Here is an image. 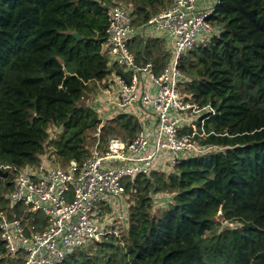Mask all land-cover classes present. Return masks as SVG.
<instances>
[{
	"label": "trees",
	"instance_id": "trees-1",
	"mask_svg": "<svg viewBox=\"0 0 264 264\" xmlns=\"http://www.w3.org/2000/svg\"><path fill=\"white\" fill-rule=\"evenodd\" d=\"M119 1L141 22L171 3L0 0V166H35L48 145L62 163L81 161L98 126L103 143L133 139L140 130L139 120L123 113L101 123L94 102L84 103L108 74L105 10ZM208 21L218 32L189 50L180 68L185 100L216 112L205 124L213 133L200 144L223 150L182 160L169 173L124 179L126 228L60 264H264V0H220ZM142 44L130 48L139 55ZM145 49L159 68L162 42ZM51 127L60 130L54 140ZM11 189L12 177L0 178V211L13 217L23 208L8 210ZM166 195L167 206L154 209ZM216 218L237 227L220 229ZM18 262L4 257L0 239V264Z\"/></svg>",
	"mask_w": 264,
	"mask_h": 264
},
{
	"label": "built area",
	"instance_id": "built-area-1",
	"mask_svg": "<svg viewBox=\"0 0 264 264\" xmlns=\"http://www.w3.org/2000/svg\"><path fill=\"white\" fill-rule=\"evenodd\" d=\"M219 3L171 0L145 22L121 1L105 10L101 52L108 74L98 82L93 110L101 123L116 112L138 119L141 128L133 139L114 136L103 143L98 126L94 145L81 161L62 163L48 145L35 166L1 165L0 170L12 177L8 210L23 208L13 217L0 211L5 258L18 259V264H60L77 249L111 233L108 213L121 211L127 203L124 179L154 171L169 173L182 160L223 150L200 144L213 133L205 124L216 112L211 105L185 100L187 76L180 68L189 50L218 32L208 18ZM152 40L162 42L165 57L159 68L146 57L145 47ZM133 41L143 43L140 56L130 48ZM49 132L54 140L60 130L51 127ZM109 161L115 167H104ZM30 218L35 225H27Z\"/></svg>",
	"mask_w": 264,
	"mask_h": 264
},
{
	"label": "rangeland",
	"instance_id": "rangeland-1",
	"mask_svg": "<svg viewBox=\"0 0 264 264\" xmlns=\"http://www.w3.org/2000/svg\"><path fill=\"white\" fill-rule=\"evenodd\" d=\"M121 2L125 3L123 1H121ZM128 5H130V4H128ZM95 96L96 95H90L89 94L88 97L85 98L84 103L90 104L91 101L95 100V98H96ZM104 167L113 168V167H115V163L113 161H109V162H107V164ZM169 197L170 196L166 195V196H164V198L161 197L162 199H157L155 201V205H156L155 207L156 208H154V209H159L160 210V209L165 208L167 206L168 202H169ZM129 202H130V197L127 196V203L124 205L123 209H121V211L123 210V213L125 215H126V212L128 210V207H129ZM157 207H159V208H157ZM121 211L120 210L119 211L115 210L114 212H116V213H113V214L108 213V215H110V219L106 220V222L110 223L111 234L112 233L113 234H119V232L123 231L126 228V226H127V223H126L127 219H125L126 216L124 217V214ZM31 220H33V222L35 223L33 218H30L28 220V222L31 221ZM216 220L219 222V228L220 229L229 228V227H232V226L237 227V225H234V224L224 223L221 219L216 218ZM25 227L28 228V226H25ZM28 233H29V231H28Z\"/></svg>",
	"mask_w": 264,
	"mask_h": 264
},
{
	"label": "water",
	"instance_id": "water-1",
	"mask_svg": "<svg viewBox=\"0 0 264 264\" xmlns=\"http://www.w3.org/2000/svg\"><path fill=\"white\" fill-rule=\"evenodd\" d=\"M71 35L77 40L80 39V35L76 32H71ZM7 177H8L7 172L0 170V178L6 179Z\"/></svg>",
	"mask_w": 264,
	"mask_h": 264
},
{
	"label": "bare ground",
	"instance_id": "bare-ground-1",
	"mask_svg": "<svg viewBox=\"0 0 264 264\" xmlns=\"http://www.w3.org/2000/svg\"><path fill=\"white\" fill-rule=\"evenodd\" d=\"M108 72V71H107Z\"/></svg>",
	"mask_w": 264,
	"mask_h": 264
}]
</instances>
